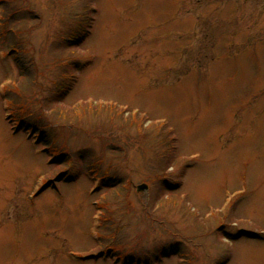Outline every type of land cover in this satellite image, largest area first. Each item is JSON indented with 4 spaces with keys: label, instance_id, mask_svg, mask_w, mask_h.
Wrapping results in <instances>:
<instances>
[{
    "label": "rangeland",
    "instance_id": "obj_1",
    "mask_svg": "<svg viewBox=\"0 0 264 264\" xmlns=\"http://www.w3.org/2000/svg\"><path fill=\"white\" fill-rule=\"evenodd\" d=\"M0 264H264V0H0Z\"/></svg>",
    "mask_w": 264,
    "mask_h": 264
},
{
    "label": "water",
    "instance_id": "obj_2",
    "mask_svg": "<svg viewBox=\"0 0 264 264\" xmlns=\"http://www.w3.org/2000/svg\"><path fill=\"white\" fill-rule=\"evenodd\" d=\"M143 189H145V186H140L139 187V190H143Z\"/></svg>",
    "mask_w": 264,
    "mask_h": 264
},
{
    "label": "trees",
    "instance_id": "obj_3",
    "mask_svg": "<svg viewBox=\"0 0 264 264\" xmlns=\"http://www.w3.org/2000/svg\"><path fill=\"white\" fill-rule=\"evenodd\" d=\"M73 39H74V38H73ZM24 126H25V125H24ZM34 130L37 131L36 128H34ZM39 133H41V132H39ZM39 133H38V134H39Z\"/></svg>",
    "mask_w": 264,
    "mask_h": 264
}]
</instances>
